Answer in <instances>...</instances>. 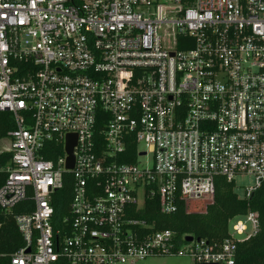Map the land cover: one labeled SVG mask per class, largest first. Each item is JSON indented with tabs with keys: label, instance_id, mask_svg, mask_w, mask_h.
Listing matches in <instances>:
<instances>
[{
	"label": "built area",
	"instance_id": "1",
	"mask_svg": "<svg viewBox=\"0 0 264 264\" xmlns=\"http://www.w3.org/2000/svg\"><path fill=\"white\" fill-rule=\"evenodd\" d=\"M0 111L15 125L0 211L23 240L9 264H234L256 212L216 247H179L134 213L152 198L164 214L177 196L200 200L216 175H251L241 198L260 186L264 0H0Z\"/></svg>",
	"mask_w": 264,
	"mask_h": 264
},
{
	"label": "trees",
	"instance_id": "2",
	"mask_svg": "<svg viewBox=\"0 0 264 264\" xmlns=\"http://www.w3.org/2000/svg\"><path fill=\"white\" fill-rule=\"evenodd\" d=\"M14 126L12 114L0 111V140ZM102 126L100 122V128ZM129 150L131 151L130 148ZM60 151L61 147H58L56 152ZM46 157L54 158V154L48 153ZM8 159V153L0 152V166ZM4 178L5 174L0 172V185ZM68 199L64 198L61 202L58 210L61 215L67 209ZM23 204L24 201L15 205L13 212H21ZM248 212L258 214V230L245 239L237 240L234 264H264V179L249 197L241 198L234 190L232 181L216 175L213 177L211 192L200 200H187L177 196L175 210L164 214L159 211L156 198L147 199L145 206L134 215L146 218L153 223L154 229H171L179 247L187 243L183 239L185 235H193L195 239L198 237L216 247L230 236L231 220ZM22 244L23 240L15 222L10 215L0 211V264H9L10 254Z\"/></svg>",
	"mask_w": 264,
	"mask_h": 264
},
{
	"label": "rangeland",
	"instance_id": "3",
	"mask_svg": "<svg viewBox=\"0 0 264 264\" xmlns=\"http://www.w3.org/2000/svg\"><path fill=\"white\" fill-rule=\"evenodd\" d=\"M8 141L7 137H4L0 140V149L4 148L6 146V143ZM140 160L142 162L144 161H151V155H147L144 157H141ZM235 186L234 190L236 193L241 196L243 194L244 189L252 185L254 183V178L249 175V174H243V175H237L234 178ZM243 222H245L246 225V231L243 234L236 235V237L243 238L246 237L247 235L252 233V228L250 224L245 221L244 218H240ZM230 231L231 230V223H230ZM134 264H197L193 261V259L186 254H171V255H153V256H148L144 259L137 260Z\"/></svg>",
	"mask_w": 264,
	"mask_h": 264
},
{
	"label": "water",
	"instance_id": "4",
	"mask_svg": "<svg viewBox=\"0 0 264 264\" xmlns=\"http://www.w3.org/2000/svg\"><path fill=\"white\" fill-rule=\"evenodd\" d=\"M75 144V136L68 135L65 142V151L67 153V167H72L73 164V157H72V147ZM185 241L191 242L193 241L194 237L193 235H185L184 236ZM196 240H199L198 237H196Z\"/></svg>",
	"mask_w": 264,
	"mask_h": 264
}]
</instances>
